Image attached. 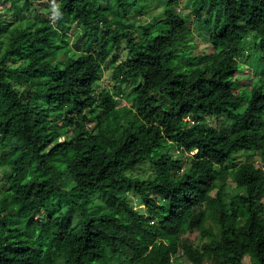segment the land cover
I'll return each instance as SVG.
<instances>
[{
    "label": "trees",
    "instance_id": "16d2710c",
    "mask_svg": "<svg viewBox=\"0 0 264 264\" xmlns=\"http://www.w3.org/2000/svg\"><path fill=\"white\" fill-rule=\"evenodd\" d=\"M49 1L0 0V264H264V0Z\"/></svg>",
    "mask_w": 264,
    "mask_h": 264
},
{
    "label": "rangeland",
    "instance_id": "374dc122",
    "mask_svg": "<svg viewBox=\"0 0 264 264\" xmlns=\"http://www.w3.org/2000/svg\"><path fill=\"white\" fill-rule=\"evenodd\" d=\"M34 4L36 6H43L42 10L44 13L49 14L50 10L52 7H55V4L51 3L49 0H33ZM180 4L178 6L179 11H183V14H187L188 9L192 11V8L189 7L190 4L188 3L189 0H179ZM151 13L146 12L141 15H136V12H133L130 15V20L135 23V25L138 27V32L143 33V30L141 28L142 24H145L147 22H151ZM193 18V16H191ZM197 22L193 18L192 22L190 23L191 30L193 31V35L189 39L192 45H195L194 48V53H203V52H210L211 47L208 44V42L205 40V37L202 35V32L198 31L196 28ZM155 27L150 28V30H154ZM199 32V33H198ZM73 34L71 33L69 37V42L72 44L73 40ZM253 35L249 39H245L242 43V48L239 49L236 52V58L239 62V70L235 76L236 82L234 85V90L237 94L240 95L239 101L236 103V105L233 107L236 112H242L245 109V104L247 101V97L250 92V86H254L257 83H260L263 85L264 88V64L260 61V52H259V47L256 42L257 39H255ZM112 66L110 68H107L103 71L102 73V80L100 81L99 85H97L96 89L99 91L103 87L109 88L111 87L112 83ZM250 84V86H249ZM122 102L125 103V105H129V102L127 99H122ZM210 123L218 128V129H224V128H229L230 124L227 121H223L221 118H210ZM193 153V152H192ZM251 154V153H250ZM249 153H239L237 154V158L240 161H252L255 164L262 165L264 168V163L261 161L259 157L256 155ZM177 155H181V153H178ZM237 161V160H236ZM235 161V162H236ZM135 173L141 174V175H147L149 172L153 171V166L151 165V162L146 161L142 163L139 167H137L135 170ZM230 185L234 186L235 183L233 181L228 182ZM129 195L132 196V194L129 193ZM98 197V196H97ZM101 197V202L99 205L104 204V199L102 196ZM134 199V204L136 205L137 208L143 209L144 205L143 204H138L136 196H132ZM98 205V206H99ZM95 206V205H94ZM199 232H195L192 234L193 239L197 236ZM205 240V239H204ZM201 240L197 239V243H199ZM201 243V242H200ZM246 261L250 263L249 258H246ZM253 264V263H252Z\"/></svg>",
    "mask_w": 264,
    "mask_h": 264
}]
</instances>
